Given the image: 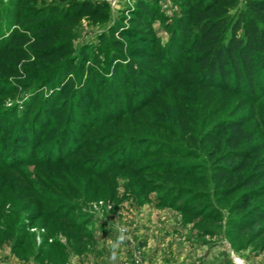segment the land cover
<instances>
[{"label": "rangeland", "instance_id": "rangeland-1", "mask_svg": "<svg viewBox=\"0 0 264 264\" xmlns=\"http://www.w3.org/2000/svg\"><path fill=\"white\" fill-rule=\"evenodd\" d=\"M139 1L158 14L150 39L124 27ZM178 2L0 0V264H264V180L257 227L236 230L240 193L216 195L212 160L189 147L243 118L242 147L264 160V77L255 91L210 87L188 47L168 54ZM30 15L58 22L45 59ZM69 76L75 98L60 96Z\"/></svg>", "mask_w": 264, "mask_h": 264}, {"label": "trees", "instance_id": "trees-1", "mask_svg": "<svg viewBox=\"0 0 264 264\" xmlns=\"http://www.w3.org/2000/svg\"><path fill=\"white\" fill-rule=\"evenodd\" d=\"M238 4L237 0H179L167 53H178L185 45L189 48L199 78L210 87L229 88L234 84L255 91L257 76L262 74L264 77V0H244L237 9ZM234 9L235 12L230 15ZM87 10L94 11L92 8ZM157 15L148 2L139 1L130 10L124 27L139 38L150 39L151 22ZM33 18L32 15L27 17L31 22ZM56 24V19L51 22L35 21L24 28L31 32L34 38L32 46L37 47L39 57L43 59L48 56L46 51L53 42V32L57 37ZM10 40L20 46L31 41L22 32H15ZM135 55L143 54L136 50ZM66 72L69 75L71 68L68 67ZM135 74L136 69L128 64L125 77L114 82L112 90L118 99L121 98L125 78ZM74 86L69 76L62 82L60 96L66 97L72 91L70 96L75 98L78 91ZM38 102L39 97L29 102L25 110L26 118ZM45 104L50 105L49 100ZM244 124L243 118L218 123L214 132L190 138L189 143L191 148L203 149L212 160L211 182L216 195L228 197L240 193L232 207L237 216L246 214V217L239 216V220H234L235 228L239 231L253 229L259 223L260 210L249 208V205L256 194L254 190L264 180V160L253 163L251 160L258 147H242Z\"/></svg>", "mask_w": 264, "mask_h": 264}, {"label": "bare ground", "instance_id": "bare-ground-1", "mask_svg": "<svg viewBox=\"0 0 264 264\" xmlns=\"http://www.w3.org/2000/svg\"><path fill=\"white\" fill-rule=\"evenodd\" d=\"M235 262V264H241V262L239 260H233Z\"/></svg>", "mask_w": 264, "mask_h": 264}, {"label": "built area", "instance_id": "built-area-1", "mask_svg": "<svg viewBox=\"0 0 264 264\" xmlns=\"http://www.w3.org/2000/svg\"><path fill=\"white\" fill-rule=\"evenodd\" d=\"M237 1H238V3H240V4L244 2V0H237Z\"/></svg>", "mask_w": 264, "mask_h": 264}]
</instances>
